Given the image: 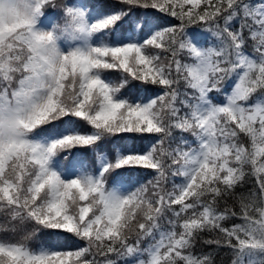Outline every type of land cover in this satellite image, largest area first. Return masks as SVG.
<instances>
[{"label": "snow or ice", "instance_id": "snow-or-ice-1", "mask_svg": "<svg viewBox=\"0 0 264 264\" xmlns=\"http://www.w3.org/2000/svg\"><path fill=\"white\" fill-rule=\"evenodd\" d=\"M221 250L264 264V0H0V264Z\"/></svg>", "mask_w": 264, "mask_h": 264}, {"label": "trees", "instance_id": "trees-1", "mask_svg": "<svg viewBox=\"0 0 264 264\" xmlns=\"http://www.w3.org/2000/svg\"><path fill=\"white\" fill-rule=\"evenodd\" d=\"M112 76H115L116 73L113 72L111 73ZM70 159V158H69ZM64 165L67 166L68 164V160H64L63 161ZM150 178V177H149ZM217 264H230V257L229 255L226 253V250H221L219 255L217 256Z\"/></svg>", "mask_w": 264, "mask_h": 264}]
</instances>
